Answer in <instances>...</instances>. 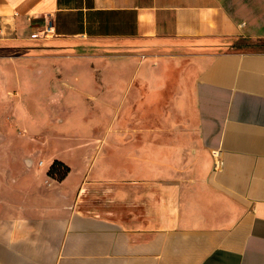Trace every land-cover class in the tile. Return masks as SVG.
I'll use <instances>...</instances> for the list:
<instances>
[{"label":"crops","instance_id":"1","mask_svg":"<svg viewBox=\"0 0 264 264\" xmlns=\"http://www.w3.org/2000/svg\"><path fill=\"white\" fill-rule=\"evenodd\" d=\"M261 42L264 0H0V264H264Z\"/></svg>","mask_w":264,"mask_h":264},{"label":"rangeland","instance_id":"2","mask_svg":"<svg viewBox=\"0 0 264 264\" xmlns=\"http://www.w3.org/2000/svg\"><path fill=\"white\" fill-rule=\"evenodd\" d=\"M243 44H246V42H239L238 43L239 46L243 45ZM259 49L264 50V42L259 43V45H257L256 47H248L247 46V48H245L244 50L253 51V50H259ZM118 53L119 52H117V53L112 52L113 55H117ZM38 55L44 56V65L45 66L53 64L52 61L57 56H60L62 58L61 62H66V61H69V59H70L68 57L69 55L63 54V53H58L57 51H52L50 48H43V51L39 52ZM10 62L12 64V66H19V63H18L19 60L12 59ZM28 63H29V65H35V63L32 61H29ZM55 63H57V62H55ZM15 77L16 76L14 74H13V76L10 75V78H15ZM40 79H41V76H38L37 74H35L34 77L29 80V83L32 85L28 86L29 88L27 86L26 87L28 89H30L31 91L33 89L35 91H37L39 89L38 88L39 85L42 84V81ZM12 83L13 84L11 87H13V92L15 93L18 90V88L16 87V83H14V82H12ZM64 96H65V93H63V97ZM12 102H14L15 106H17V104H19V101L16 98L15 99L13 98ZM46 102H47V104L45 106V108H46L45 113H47V115H48V119H49L48 123L50 125L49 126L50 129L53 127V125L56 124V119L67 122L64 129L69 131V132H71L73 128L76 132L78 130H81V129L82 130L87 129L88 127L90 128L93 124L92 123L93 122L92 117H90V115L86 116V114L88 112L87 111L88 106L86 107V105L81 108L83 111H80V110L76 111L75 108L68 110V109H66V107H64V105L60 106V105L54 103L52 101V99H50V98H47ZM27 107L32 112V114L39 117V110H40V108H42V105H40V107H39V104L34 102V103H29L27 105ZM85 108H86V110H85ZM95 108H97V107H95ZM78 111H80V112H78ZM154 118H155V123H156L155 129L157 130V132L159 133V135L162 138L173 139V138L179 137L181 135V132L178 130V128L181 124V122H180L181 118H180L179 114L171 112V111H166V112L159 113L158 115H155ZM39 120H40V118H39ZM19 131L21 133H24L21 130H19Z\"/></svg>","mask_w":264,"mask_h":264},{"label":"trees","instance_id":"3","mask_svg":"<svg viewBox=\"0 0 264 264\" xmlns=\"http://www.w3.org/2000/svg\"><path fill=\"white\" fill-rule=\"evenodd\" d=\"M53 165L54 166L49 172V176L53 179L59 181L64 180L70 173V169L59 161L55 162Z\"/></svg>","mask_w":264,"mask_h":264},{"label":"built area","instance_id":"4","mask_svg":"<svg viewBox=\"0 0 264 264\" xmlns=\"http://www.w3.org/2000/svg\"><path fill=\"white\" fill-rule=\"evenodd\" d=\"M34 38L36 37V35L35 36H33Z\"/></svg>","mask_w":264,"mask_h":264}]
</instances>
